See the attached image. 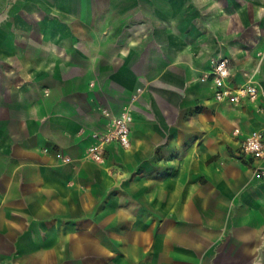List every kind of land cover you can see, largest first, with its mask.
Wrapping results in <instances>:
<instances>
[{"label": "crops", "instance_id": "crops-1", "mask_svg": "<svg viewBox=\"0 0 264 264\" xmlns=\"http://www.w3.org/2000/svg\"><path fill=\"white\" fill-rule=\"evenodd\" d=\"M219 57L264 89V0H0V264H264V99Z\"/></svg>", "mask_w": 264, "mask_h": 264}, {"label": "built area", "instance_id": "built-area-1", "mask_svg": "<svg viewBox=\"0 0 264 264\" xmlns=\"http://www.w3.org/2000/svg\"><path fill=\"white\" fill-rule=\"evenodd\" d=\"M232 65L229 58L219 57L212 61L211 71L202 78L203 82L211 81L214 86L215 99L222 103L241 104L243 101L256 102L264 99V89L250 81L248 84L233 87L230 85ZM104 130L95 133V144L90 150V157L96 162H103L108 148L114 144L125 151L132 147L131 130L134 116L131 111L114 115L104 111ZM236 135L239 131L235 132ZM241 152L253 160L264 159V132L250 133L242 143ZM259 173L264 177V170Z\"/></svg>", "mask_w": 264, "mask_h": 264}]
</instances>
